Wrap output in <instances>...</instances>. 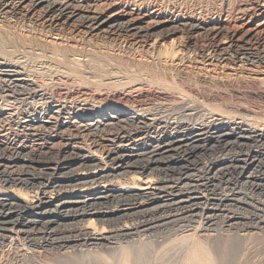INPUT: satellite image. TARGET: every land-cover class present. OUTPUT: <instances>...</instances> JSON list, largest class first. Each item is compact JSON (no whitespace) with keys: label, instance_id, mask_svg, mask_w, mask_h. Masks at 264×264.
<instances>
[{"label":"rangeland","instance_id":"rangeland-1","mask_svg":"<svg viewBox=\"0 0 264 264\" xmlns=\"http://www.w3.org/2000/svg\"><path fill=\"white\" fill-rule=\"evenodd\" d=\"M0 20H1V22H0V30L1 31L4 30V28H5L6 33H10L11 35H14L16 37H19V38L22 37V39L23 38L25 39V40L23 39L24 42L17 43L16 45H13V46L10 45L12 48L10 46H7L6 51L4 53H0V61H2V59H5L7 62H10V63L12 62L16 66H18V68L20 70H24L25 73L27 72L26 74H28V76L27 75L26 76L29 77L31 75L30 76L31 80H33V77H34L33 81H35V83L37 82L36 83L37 85H39L41 83L40 86L42 85V88L46 92L50 93V96H51V92L54 93L55 90H59V89H60V91H62L61 92L62 96L64 98H66V99L68 98V100H70L72 98V96L75 97V99L78 98L79 100L84 99V97L90 99V97H89L90 94H89L88 90L90 92H94L95 91L97 93L99 91V93L102 92V93L108 94V95L114 94V93H123V92L124 93H128L129 90H130L131 92H129L128 94L131 97H130V100L128 102L127 101L126 102H122L121 101V103H114V105L120 107L122 110H125V109L129 108L128 109L129 113H133V111H136L138 113H142L141 111H143L142 114L144 116H146V118H148L150 115H151L150 116L151 118H157L156 121H150L146 125H143L142 123H139L137 121H132V120L131 121L130 120H124V121L122 120L121 123H120V122L116 121V117L115 116L113 117V115L115 114L113 112L114 111H118L119 109L118 108H111L110 106L108 107V105H111L110 103H103V102L98 103V104L94 103V105H92V107L88 106L90 108L85 107V108H82V109H79V107H77L75 104H71V103L66 104V106L64 105V106L54 107L49 102L50 100L55 98L53 95H52L53 96L52 98L50 97L51 99L49 98L50 100L48 99L47 101H45V100H40V99L38 100L37 98H33V93L30 90L27 91V92L25 91V93L23 92L24 90H22V89H21L22 91L20 89L7 90V92L0 90V109H1L0 110V116H2V118L5 121L7 120L6 122L4 120L0 121V123L3 124V125L0 124V126L2 128V129L0 128L1 129V131H0V146L3 147V148H0V160H1L0 161V166H4L3 164L6 163L7 166H13V167H15V169H18V168L20 169L21 168L20 171L22 173L25 172V174H27L28 177L30 176L31 178L35 179L34 181H32L33 184L32 183L30 184L31 186L30 185H27V187L24 186L25 189H24V187H22L20 185L12 186L13 188L14 187L15 188L17 187L18 189L20 188L19 190H15L16 192H12V194L14 193L13 195H15L16 198H18L19 203L17 202L15 204L11 205L12 207L10 206V208H9V205L6 206L5 203L4 204L0 203V211L1 212H7L8 211L7 215L5 214L6 216L5 215H1L0 216V229H1L0 230V238H1L0 239V264H121L120 262H121L123 256L120 259V257L118 256V253L122 254V252H125V251H127L126 253L129 254L130 256H133L134 254H137L138 257L135 260V264H186L187 263V257L189 256L190 252L193 249L200 250L201 253L204 252V250L208 249L209 252H211L210 255L214 259V264H223V263L224 264H264V159H263L264 158V151L261 152V150H264V141H263L264 139L262 137H260V136H253V134H251L248 131V129H247V128H251L252 127V128H254L256 130H259V127L261 126L260 129L264 130V124L263 123H259V122H257L258 123L257 124V123L252 122L251 120H248V119L247 120L244 119L245 122L240 124V126H234L235 124L232 123L233 121L235 122L237 119L239 121L241 117L248 118V117L252 116V117H250L251 119L255 118V115H256V119L259 118V116L261 115L260 118H259L260 119L259 121L264 120L263 119L264 118L263 117L264 116V68L263 69L260 68L261 70L259 71L258 68H256V67L242 66V70H241L240 65H239L240 63L236 64V62L231 61V60H220V62H218V63L216 61H213V62L207 61V62H205L203 64L202 61L200 62V58H198L197 56H195V57L192 56L191 60L189 58V60L191 62L188 59H186L185 61H182L183 63L178 62V61H170L169 65H171L172 67H176L177 69L180 68V69L183 70V72L181 73L183 76H175V75H173V76L171 75L170 76L169 75L167 77L166 81H164V82L167 83V84L165 83V86H164L163 83H161L163 85L158 84L156 82V80L153 81L154 83L153 82H149L150 80L148 78H145V77H142V78L139 77L140 80L138 79V80H135V82L134 81L131 82L130 81L131 79L129 77H127L126 74H124V73H123V75H122V73H120V74L117 73V75H119V77H120V81H117V79L119 77L116 75L115 70H113L114 73L112 72V70L110 68H105V67H100L99 69L94 70V69L91 68L90 64H87V63H83L82 64L81 63L82 61H78V62L76 61L75 62L76 64L74 62L73 63L70 62L71 64H73V65H71V64L70 65H71L72 68H73V66H76V69H77L78 72L74 73L75 75H73L72 77L68 76L69 77L68 78L66 75H64V74L61 75V73H59V72L56 73V71H54L55 68H52V65H53V67H55V66H54V63L51 60L46 62L45 58L44 57L42 58L41 51L38 49L36 43L39 42L38 44L43 45L45 47L47 46L46 48H48V47L52 48L53 46L69 47L70 49L74 48L73 50H75L76 52H80V53H84V52H87L89 50H92L90 48V46H87L86 44H81L79 38H77L76 36L75 37L73 36L74 37L73 38L71 36L73 34H68L67 32H66V37L67 38H65V37L62 38L61 37L62 35H59L57 32L55 34L54 33L52 34V32L50 33L47 28H44V27L42 28V26L40 25V23L38 21L36 22V21L25 20V22H24L23 20L16 19V18L3 17V15L1 13H0ZM11 20H13V22ZM14 22H15V24H14ZM11 25H13V26H11ZM38 28H39V30H38ZM9 29L11 30V32H10ZM29 29H32V30H29ZM8 30H9V32H7ZM64 36H65V34H64ZM30 40H32L35 45L34 44L31 45V43L29 44ZM26 48H27V50H26ZM34 48H36V49H34ZM25 50H26V52L30 50L29 53H34L35 51L36 52L40 51V53L39 52H37V53L41 54V55L38 56V54L36 52H35L36 55L35 54H29L28 52L26 53ZM12 51H13V53H12ZM31 51H33V52H31ZM26 54L28 56H26ZM96 55L98 56V61H100V62L101 61L106 62V60L110 59L111 57H114V58H117V59H120V60H129V59H132V60L135 59V61L145 60V59H143L144 57H140L141 55L139 53L134 54L133 56L131 54V56H130V53H127L126 51L108 50L107 48L106 49H103V48L97 49ZM18 56H19V58H18ZM40 57H41V59H39ZM197 58H198V60H197ZM9 60H11V61H9ZM16 62L18 64H16ZM172 62H173V64H171ZM174 62H177V63H174ZM77 63L81 64L80 65L81 67ZM50 64H51V66H50ZM60 64L57 62L56 66H58ZM85 64L88 65V66H86L87 68L85 67ZM3 65L4 64L1 62L0 63V68H1L0 69V71H1L0 72V77H1L0 78V82L3 81L4 83H9L10 80L6 76H4L3 73H2V71L5 70ZM188 65H190V66H188ZM65 66L69 67V64L67 63L65 65V63H62L61 66L58 67V68L60 70H62L61 67H65ZM47 67H49L51 69H47ZM35 68L38 69V70H36ZM78 68H79V70H78ZM80 68H81V70L83 72L80 71ZM43 69L45 70V72H43L44 71ZM84 69L86 71H87V69H89V71L86 72ZM256 70H257V72H256ZM46 73L47 74L49 73V74L47 75ZM53 74H54V76H53ZM49 75L53 76L52 79L49 78V77H51ZM139 75H142V74H139ZM122 76H124L123 79H122ZM215 76H216V78H215ZM62 77H63L64 80L61 79ZM66 77H67V79H66ZM176 77H178V78H176ZM125 79H127V80H125ZM59 80H61L62 82L59 81ZM71 80H73V81L71 82ZM124 80H125V82H124ZM179 80H182V82L179 81ZM186 80L189 82L188 83L189 85L187 84ZM42 81H44V82H42ZM48 81H51V82H48ZM68 81L70 82V84H69ZM139 81H141L140 82L141 85L143 84L142 87H139L140 89L136 88L137 86L135 87V85H133L134 83L139 82ZM203 81L206 82V83L204 82L206 85L203 83ZM218 81H219V83H218ZM59 82H61V83H59ZM182 83H183V85H181ZM144 84H145V86H144ZM199 84H200L201 88L198 87ZM184 86H185V88H184ZM194 86H197V87H194ZM77 87H81L82 91L79 92V93H71ZM191 87H193V88H191ZM133 88L135 89L134 91H132ZM203 88H206L207 90L203 89ZM126 89L127 90L129 89L128 92H127ZM156 89L159 91V92L158 91L156 92V93H158V94H156L157 96L149 94V92L151 90H155L156 91ZM194 91H196V92L199 91V92L197 94ZM135 92H137V94ZM2 93H3V95H2ZM85 93H87V94H85ZM226 94H228V95H226ZM160 96H162V97H160ZM79 97L80 98L82 97V98L80 99ZM148 97H150V98H148ZM144 98H145V100H144ZM157 98H158V100H157ZM159 98H161V99H159ZM2 99L4 101L7 99L8 101L4 102ZM20 99H21V101H19ZM24 99L25 100L27 99V100L25 101ZM134 100H136V101H134ZM12 101H13V103H12ZM17 103H22V104H19L17 106L16 105ZM28 103H29V105L27 106ZM39 103H41V104H39ZM241 103H243V104H241ZM6 104H7L8 107L6 106ZM2 105L6 106V107H3ZM12 105H13V107H12ZM23 106H25V107H23ZM2 108H4V109H2ZM41 108L43 110H41ZM212 108H213V110H211ZM46 110H49V111H46ZM53 110H55V111H53ZM156 110H158V111H156ZM229 110H230V112H229ZM70 111H71V113H70ZM145 111H148V113H146ZM233 112L234 113L238 112V113L233 114ZM110 113H111V115H110ZM246 113H247V115H244ZM37 114H38V116H37ZM236 114L237 115L239 114V115L237 116ZM32 115L34 117H32ZM49 115H51V117ZM56 115L58 117H56ZM63 115H65L67 117V119ZM234 115H236V116H234ZM59 116H60V118H59ZM211 116L221 117L225 121L227 120L229 123H227V126H225V125L220 126L221 128H219V125L218 126L209 125V126H205L203 128L204 131H203V129L202 130L198 129V127H201V126L203 127L204 125H206L204 123H206L208 118H211ZM12 117H13V119H12ZM18 117L20 119H22V121L25 118L31 120L33 122L32 123L33 125H36V124H37V126H38V124H42V125H39L38 129H37L36 126H34L35 129H33L32 126H30V125L26 126L27 127L26 128V127H23V126H21L19 124V122H21V120L18 119ZM233 117H235V118H233ZM261 117H262V119H261ZM2 118L0 117V120ZM47 118H49V123L43 124V121L47 120ZM74 118H76V120ZM99 118H101V119H99ZM87 121H89V122H87ZM100 121L102 122V124L100 123ZM110 121H114V122H112V124H111ZM238 121H236V122H238ZM248 121L251 122V123H249ZM3 122H5L6 124L3 123ZM83 122H84V125H83ZM125 122H126V124H125ZM14 123H15V125H13ZM54 123H55V125H53ZM62 123L64 125H62ZM74 123L77 124L78 126H76ZM87 123H89V124L91 123V126L90 127L86 126L85 124H87ZM99 123H100V125L96 127L95 125L99 124ZM113 124H114L115 127L113 126ZM137 124L140 125V126H138ZM149 124H150V126H149ZM259 124H260V126H259ZM5 125H7L8 127L5 126ZM10 125H11V127H10ZM16 125L19 126V127H17ZM81 125H83L85 127H89L90 129L83 130ZM121 125L122 126L124 125L125 127L123 126L121 128L120 127ZM159 125H161V126H159ZM255 125L257 126V128H255L256 127ZM94 126H95V128H94ZM103 126H104V128H103ZM231 126L233 128V132L236 130L234 133H236L237 136L232 134L229 131ZM41 127H44V128H41ZM60 127H61V129H60ZM63 127L64 128L67 127L68 129L67 128H65V129L68 130V131H64L65 129H63ZM98 127H99V130L101 129L100 131L98 130ZM20 128H21V130H20ZM53 128L54 129L56 128V129L54 130ZM105 128H107V129H105ZM118 128H120V129L118 130ZM9 129H11V130H9ZM112 129H114L113 132H111ZM137 129H138V131H137ZM212 129H213L214 132L212 131ZM221 129H223V130H221ZM6 130H7V132H6ZM12 130H14V131H12ZM69 130H71V131H69ZM95 130L97 131V134H95V132H96ZM107 130H109L108 132H110V133H108ZM181 130H183V131H181ZM40 131H42L41 132L42 134H44L45 132L46 133L44 134L43 137L42 136L36 137L34 135V133L35 132H40ZM49 131H51V132H49ZM55 131H62V132L64 131L63 133L65 134L66 137H64V138H61V137L50 138V136L52 134H54ZM85 131L88 132V133H86ZM223 131L227 132L226 136H220L221 132H223ZM2 132L4 133L3 135H2ZM17 132H18V134H17ZM82 132H84V134ZM104 132H106V133H104ZM144 132H145V134H144ZM197 132H199V133L201 132V133L198 134ZM77 133H79V134H77ZM136 133H138V134H136ZM176 133H177V136L174 137L175 138L174 142H173L174 138H168V137L167 138L166 137L162 138V137H160L162 135H168V134L169 135L170 134H172V135L175 134L176 135ZM216 133L218 134V136H217ZM241 133H243L244 136ZM88 134H90V135H88ZM103 134H105L106 136L103 135ZM192 134H193V136H192ZM108 136H109V138H108ZM22 137H25V138H22ZM85 137H87V138H85ZM94 137H96V138L91 140V138H94ZM111 137H113V138H111ZM133 137L136 138V139H134ZM180 137H181V139H180ZM84 138H85V140H84ZM239 138H240V140H239ZM256 138H257V140H256ZM66 140L67 141L69 140L68 141L69 143L66 142ZM120 140H122V142ZM227 140H228V142H227ZM148 141H149V143H148ZM189 141H190V143H189ZM42 142L45 145H43ZM62 142H63V144H62ZM105 142L107 143V145H106ZM139 142H140V144H139ZM182 142H184L185 145ZM239 142L242 143V144L240 145ZM250 142H252L253 144H251ZM260 142H261V144H259ZM53 143H55V145ZM56 143H58L59 145L56 144ZM64 143H65V145H64ZM100 143L102 145H100ZM123 143H127V144L123 145ZM181 143L183 145H181ZM186 143L189 144V145H187ZM224 143H226V145ZM244 143H246V144L244 145ZM7 144L9 145V147H7ZM60 144H61V146H60ZM79 144H82V145H79ZM94 144H95V146H94ZM115 144H116V147H115ZM255 144H256L257 147L255 146ZM11 145H13V147H15V148L13 149V147ZM36 145L38 146V147H36L38 150L35 148ZM50 145H52V146H50ZM71 145H73V146L71 147ZM117 145H119V146H117ZM251 145H252V147H251ZM48 146H49V148H48ZM59 146H60V148H58ZM103 146H105V147H103ZM246 146H248L247 147L248 150H247ZM65 147H67L66 151L64 150ZM88 147H90V148H88ZM184 147H186V148L184 149ZM249 147H250V149H249ZM180 148H181V150H180ZM251 148H253L255 150H253ZM257 148H258V150H256ZM17 149H18V152H16ZM54 149H55V152H57L58 154L57 153L55 154ZM90 149H92V150L96 149L97 151L94 150L93 152L96 151L95 153H97V154L100 153L99 155L102 156V157L106 155V154H104L105 152H111L113 150L112 151L113 153L111 152V154L117 155V154L120 153V155H118L119 157H121V155L123 154V156H122L123 158L122 157L120 158V160H122L123 162H126V163H128V162L129 163H135L136 162V163H140V164H143L144 162L145 163L147 162L146 164H149V169L150 170L147 171L148 172L147 175H146L147 172L139 173V172H142V171L138 172L135 169H131V170L134 171L133 172V171H131L129 169L131 171L129 174L126 173V174H123V175L119 176V178L117 177L121 181L124 182V180H125V183H127L130 180V176H131L130 174L131 173L134 174L136 172L139 175V177L142 179V181H144V179H147L148 178L147 176H149V179L154 176L151 180H155L153 182H155L157 184L158 183L160 184V185L158 184V187H157L158 191L156 190L155 191L156 193L154 192L156 196L153 194V197H155V198L152 201H150V203L146 204L145 207H143V208H145V211H144L143 208H138V209L135 208V210L137 212L134 209H132V210H130V212L128 211L129 213L127 212V215H125V217H124V215H122L123 213H120L121 215L119 214V216H123V217L120 218L118 222L116 221L117 223L114 224V226H112V227H120V226L123 225V222L126 223V224L124 223V225H127V224L130 225V223H131L130 226H132V227L135 226V225H139L140 226V224L143 225L138 230L137 229L133 230L132 231L133 234L129 235L130 237L126 236V237H124L125 239L124 238H119V237H114L113 239H110V241L107 240V241H104L103 243L102 242H100V243L92 242V243H88L87 244V243L84 242L85 243L84 244L82 242V240L79 241V243L78 242H72V240H74V237H75V239L76 238L77 239L78 238L82 239L81 236L80 237L78 236L79 226L82 225L83 223L86 224L88 222L86 220L87 219L90 220V218L92 217V216L90 217V216L86 215L85 219H84L85 222H84V220L83 221L81 220L82 221L81 222L80 221V217L76 218V216L73 215V212L75 210H77V208H79L80 210L88 209V207H93V209H98V206L100 204V206H99L100 210H105L107 208L106 211H109V212H111L110 214H112V213H114V210L116 208H120V207L124 208L126 206V204H130L131 207H134L135 204L133 203L134 202L133 198H132L133 200H130V201H128V200L117 201V200L112 199L111 197H109V199L108 198H106V199H98V201H99L98 203H97V200L96 201H90V204H89V202H87L86 204L84 203V205H83V203H78L76 205H73L71 208L70 207H67V208H61V207L53 208L52 207V208H50V210L46 211L45 213H41V214L40 213H36V212H32V211H28L27 212L26 211L27 209L25 210L23 208L24 207L23 204H25V201L30 196V194H32L33 196L34 195L36 196V193L41 191V188L42 189L45 188L44 185H42L43 187L41 186L40 182L42 181V182L45 183L46 178H49V177L52 178V176H48L51 173V171L50 170H44V169H46L44 167L47 165V163L49 161L53 165L56 163L55 165L57 167H58L57 164H59V163H67L66 164V166H67L66 168L68 170V169H70V167H69L70 164L71 163L74 164V162L76 161V159H75L76 156H75L74 153H77V152L79 153V152H83V151H89ZM146 149H147V151H146ZM29 150H30L31 153L29 152ZM34 150H35V152H33ZM69 150H72V151H69ZM92 150H90V151H92ZM101 150H103V151L101 152ZM107 150H109V151H107ZM249 150H250V152H249ZM41 151H42L43 155H41L42 154ZM73 151H75V152H73ZM156 151H158V153ZM185 151H187V152H185ZM240 151L242 152L241 155H240V153H241ZM37 152H39V153H37ZM152 152L154 154H152ZM159 152H161V153H159ZM5 153L6 154L9 153V154L6 155ZM21 154H23V155L25 154L24 156L28 157V159H26V157H24ZM28 154L31 155L32 159L30 158V155H28ZM50 154H51V156H52V154H54V155L51 157ZM62 154L63 155L65 154L67 156H65V155L63 156ZM70 155L72 157H70ZM181 155H183L184 157L181 156ZM46 156H48V157H46ZM55 156H58V157L57 158H53ZM247 156H248V158H246ZM168 157H170V158H168ZM171 157H173V158H171ZM24 158H25V160H24ZM52 158L55 159V160H53ZM61 158H62V160H61ZM250 159H251V161L249 162ZM47 160H49V161H47ZM126 160H128V161H126ZM164 160H166V161H164ZM215 161H216V163H215ZM21 162H22L23 165L21 164ZM14 163L17 164L16 165L17 168H16V166H14ZM25 163H26V165H25ZM30 164H31V166H30ZM203 164H205V165H203ZM240 164H241V167H240ZM21 165H22V167H21ZM55 165L53 167H55ZM74 165H76V164H74ZM18 166H20V167H18ZM163 166L164 167L166 166V167L164 168ZM209 166H210V168H209ZM5 167L6 166H4V168ZM159 167H161V168H159ZM179 167H181V168H179ZM226 167H229V168H226ZM9 168H12V167H8L6 169H9ZM220 168H221V170H220ZM241 168H243V169H241ZM19 169H18V171H19ZM152 169H155L156 171L152 170ZM204 169L207 170V171H205ZM45 171H46V173H45ZM41 172L43 174H41ZM29 173H31V174H29ZM136 173L134 175H137ZM151 173H152L153 176L150 175ZM44 174L47 177H44ZM154 174L155 175L157 174L156 175L157 177ZM187 174H189L190 176L189 175L187 176ZM39 175H40V177H39ZM125 175H127L128 177L125 176ZM195 176H196V178H195ZM198 176H200V177L198 178ZM201 176L203 177V179H202ZM42 178L44 179V181H43ZM197 179H198V181H197ZM175 180H176V182H174ZM202 180H203V182H202ZM187 181H190V182H187ZM204 181H205V183H204ZM38 182H39V184H38ZM182 182L184 184H182ZM187 183H188V185H187ZM202 183L204 185H202ZM0 184H2V186L0 185V188H1L0 191L1 192L3 190H7L8 186L6 184H4L1 181H0ZM162 184L167 189L166 188L164 189ZM197 184H198V186H197ZM165 185H167V186H165ZM180 185H182V186L184 185V186L182 187ZM185 185H187V186H185ZM213 185H215V186H213ZM188 186H190V187H188ZM30 187L34 188V189H32V191L34 193L31 191ZM186 187H188V188H186ZM204 187H206L207 189L204 188ZM213 187H214V189H213ZM243 187H244V189H243ZM38 188H40V189H38ZM159 188H161V189H159ZM162 188H163V190H162ZM176 188H178V189H176ZM179 188L181 190H179ZM21 189L25 190V191H23L25 193V196H24L23 193H21L22 192ZM48 189H51V188H48ZM48 189H46V190H48ZM210 189H211V191H210ZM35 191H36V193H35ZM170 192H172V193H170ZM204 192L207 194L206 196H205V194H203ZM177 193H179V194H177ZM221 193H222V195H221ZM199 196H201V197H199ZM219 196H220V198H219ZM70 197L71 198H68V200L69 199L70 200L71 199L72 200H75V199L77 200V198H72V196H70ZM230 197H233V198H230ZM162 198H164V199H162ZM144 199H147V198H144ZM144 199H141V200L139 199V200L140 201H145ZM207 199H208V201L209 200L210 201L208 202ZM79 200H81V199H79ZM79 200H78V202H79ZM247 200H248L249 203L247 202ZM106 201H109V202L107 203ZM112 201L115 204L112 203ZM126 201H128V202H126ZM165 202H166V204H164ZM169 202H170V204H169ZM79 204H81V205H79ZM153 204H155V205H153ZM223 204H224V206H223ZM102 205H104V206H102ZM151 205H153L152 208L150 207ZM226 205H227V207H226ZM84 206H85V208H84ZM110 206L113 209H111ZM148 206H149V208H148ZM220 207H221V209H220ZM7 208L9 210H7ZM185 208L189 209V211L186 210ZM244 208H246V209H244ZM56 209H58V210H56ZM65 209H71V212L66 214V213H64ZM153 209H155V210H153ZM231 209H233V210H231ZM195 210H196V213H195ZM18 211H19V213H18ZM49 211H51L50 214H49ZM138 211H140V212H138ZM250 211H253V212H250ZM132 212H135V213H132ZM8 213H10V214H8ZM201 213H203V214L201 215ZM206 213L207 214L210 213L209 214L210 216L208 217V215ZM229 214H230V216L231 215L232 216L229 217ZM170 215H172V216H170ZM225 215H228V216L225 217ZM237 215H239L240 217L237 216ZM111 216H113V215H111ZM116 216H118V214ZM151 216H154V217H151ZM179 216H181L183 218H181ZM211 216H213V217H211ZM11 217H13V218H11ZM107 217L108 216L104 217V219H107ZM155 217L158 218V219H156ZM163 217H164V219H163ZM171 217H173V218H171ZM92 218L95 219V222H96L95 225H101V222L97 221V218H99V217H97V218L96 217H92ZM144 219H145L146 223H144L145 222ZM211 219L213 221H211ZM222 219L223 220L227 219V220L223 221ZM73 220H74V223H73ZM172 220H173V222H172ZM180 220H181V222H180ZM6 221L7 222L9 221V222L7 223ZM23 221L24 222L28 221V222L23 223ZM47 221L50 222V223H48ZM156 221H158V222H156ZM184 221H186V223ZM5 222H6V224H5ZM121 223H122V225H120ZM211 223H212V225H211ZM225 223H227V224H225ZM255 223H256V225H255ZM228 224H229V226H228ZM1 225H2V227H1ZM5 225H6V227H5ZM13 225H22L24 227V228L23 227L22 228L27 230L29 235L26 234V233H25L26 235H22L21 233H19L18 235L15 236L16 232H14V231L16 229L14 230V228L12 229V227H11ZM102 225L105 226V228H110L111 227V226L109 227V224L106 223V222H104ZM154 225L156 226V228H155ZM71 227H72V229L74 228V230L70 229ZM188 227H189V229H188ZM7 229H9V230H7ZM68 230L69 231L71 230V231L69 232ZM148 230L150 232H148ZM141 232H143V233H141ZM205 233H207V234H205ZM236 233H237V235H236ZM11 234H14V235L12 236ZM2 235H5V239L2 237ZM56 235L57 236L59 235V236L57 237ZM76 235L78 237H76ZM24 236H25V238H23ZM64 236H65V238H64ZM54 237H56V238L54 239ZM8 238H10V239H8ZM57 238H59V239H57ZM64 239H66V240H64ZM48 241H50V242H48ZM44 242H46V243H44ZM51 242H53V243L50 244ZM81 242H82V244H80ZM53 244H55V245H53ZM77 244H80V245H77ZM48 245L51 248H49ZM68 245L70 247H68ZM82 245L83 246L86 245V246L83 247ZM182 245L185 246V247H183ZM58 246H60V247H58ZM115 247H117V248H115ZM228 247L231 248V249H227ZM227 250L229 251L228 253H227ZM230 250H231V252H230ZM226 255L227 256L230 255V256L227 257ZM227 259H229V261H226Z\"/></svg>","mask_w":264,"mask_h":264},{"label":"bare ground","instance_id":"bare-ground-1","mask_svg":"<svg viewBox=\"0 0 264 264\" xmlns=\"http://www.w3.org/2000/svg\"><path fill=\"white\" fill-rule=\"evenodd\" d=\"M0 13L3 15V17H7V18H16V19H20L23 20L25 22V20H29V21H38L40 23V25L42 26V28H47L48 31L52 34L54 33H58L59 35H62L61 37H66V32L68 34H73L71 35L72 37L76 36L77 38L80 39L81 44H86L87 46H90V48L92 50H89L87 52L84 53H80V52H76L75 50H73L74 48L70 49L69 47H57V46H53L52 48H46L43 45L38 44L39 42L36 43L38 49L41 51L42 54V58L44 57L46 62H48L49 60H51L54 63V66L52 65V68H55L54 71L59 72L64 75L68 76H73L75 75L74 73H77V69L76 66H73V68L71 67V63H75L76 61H82L81 63H87L91 65V68L94 70L99 69L100 67H105V68H110L113 72V70H115L116 75L117 73H123L126 74L127 77H129L132 81L135 82V80H138L139 77H145L148 78L150 81L149 82H153L154 80H156V82L158 84L163 83L165 86L164 81H166L167 77L170 75H175V76H183L181 73L183 72L182 69H177L176 67H172L171 65H169L170 61H178L183 63L182 61H185L186 59L191 60L192 56H197L198 58H200V62L202 61V63L204 64L205 62L209 61V62H213L216 61L217 63L220 62V60H231L237 63H240V68L242 70V66H248V67H256L258 68V70L260 71V68H264V0H0ZM3 20V19H2ZM13 22V20H11ZM18 21V20H17ZM16 21V22H17ZM22 21V22H23ZM1 22V20H0ZM8 22V21H7ZM20 22V21H19ZM35 22V23H36ZM27 23V22H26ZM29 23V22H28ZM33 23V22H32ZM10 24V23H9ZM15 24V22H14ZM17 24V23H16ZM22 24V23H21ZM24 24V23H23ZM34 24V23H33ZM18 25V24H17ZM20 25V24H19ZM36 25V24H35ZM13 26V25H11ZM4 28V27H3ZM37 28V27H36ZM46 29V30H47ZM5 30V28H4ZM0 30V53H4L7 49V46L10 45H16L17 43H21L24 42V40L22 39V37H16L14 35H11L10 33H6V30ZM10 30V29H9ZM9 30L7 32H9ZM26 30V29H25ZM32 30V29H29ZM28 30V31H29ZM39 30V28H38ZM41 30V29H40ZM43 30V29H42ZM11 32V30H10ZM21 32V31H20ZM26 32V31H25ZM32 32V31H31ZM36 32V31H35ZM47 32V31H46ZM37 33V32H36ZM40 33V32H39ZM45 33V32H44ZM43 33V34H44ZM22 34V33H21ZM47 34V33H46ZM65 34V36H64ZM21 36V35H20ZM44 36V35H43ZM46 36V35H45ZM26 37V36H25ZM73 37V38H74ZM71 38V37H70ZM72 38V39H73ZM76 38V39H77ZM29 40V39H28ZM65 40V39H64ZM30 40L29 44L31 43V45L34 44V42ZM27 43V42H26ZM35 45V44H34ZM25 46V45H24ZM11 47V46H10ZM19 47V46H18ZM21 47V46H20ZM31 47V46H30ZM36 47V48H37ZM12 48V47H11ZM34 48V49H36ZM99 48H103V49H108V50H119V51H126L127 53H130V56L132 54V56L134 54L139 53L141 56L140 57H144L143 59L145 60H138L135 61L132 59L129 60H120L114 57H111L110 59L106 60V62L104 61H98V56L96 55V51ZM17 49V48H16ZM33 49V50H34ZM37 49V50H38ZM76 49V48H75ZM192 49V50H191ZM27 50V48H26ZM25 50V52H26ZM31 50V49H30ZM29 50V51H30ZM78 50V49H77ZM191 52H190V51ZM8 51V50H7ZM16 51V50H15ZM18 51V50H17ZM23 51V50H22ZM29 51H27L29 53ZM40 51H37L40 53ZM79 51V50H78ZM10 52V51H9ZM26 52V53H27ZM33 52V51H31ZM36 52V51H35ZM34 53H29V54H35ZM36 52V53H37ZM13 53V51H12ZM21 53V52H20ZM10 54V53H9ZM38 54V53H37ZM41 54H38L41 55ZM36 55V54H35ZM26 56H28L26 54ZM7 57V56H6ZM9 57V56H8ZM19 58V56H18ZM36 58V57H35ZM34 58V59H35ZM134 58V57H133ZM197 58V60H198ZM10 59V58H9ZM33 59V60H34ZM41 59V57L39 58ZM13 60V59H12ZM16 60V59H15ZM18 60V59H17ZM20 60V59H19ZM30 60V59H29ZM189 60V61H190ZM196 60V61H197ZM11 61V60H9ZM23 61V60H22ZM27 61V60H26ZM32 61V60H31ZM3 63L5 70L2 71L3 75L6 76L10 82L9 83H4L3 81L0 82V90L2 91H6L7 90H15V89H22L24 90L23 92L25 93V91H32L33 93V98H37L38 100H45L47 101L50 97L52 98L53 96L55 98H53L52 100H50L49 102L54 106H66V104L71 103V104H75L77 107H79V109L82 108H90L88 106L94 105V103H110L111 105H108V107L110 106L111 108H118V111H114L113 113H115L113 115V117H116V121L120 122L123 120H132V121H137L139 123H142L143 125H146L148 122L150 121H156L157 118H146V116H144L142 113L143 111H141L142 113H138L136 111H133V113H129V108L122 110L120 107L114 105V103H121L122 102H128L130 100L129 96V92H131L129 89V92L127 90L128 93H114V94H104L102 92L98 93L97 92H89L90 94V99L85 98L84 99H80L78 98L75 99V97H73L70 100H68V98H64L62 96V91L59 90H55L54 93L51 92V96L50 93L46 92L43 88L42 85L40 86L37 85L35 83L34 80V75L33 80L30 79V76H28V74L25 73L24 70H20L18 68V66H16L15 64H13L12 62H7L5 59H2V61H0V63ZM33 62V61H32ZM44 62V61H43ZM57 62L60 64L65 63V65L68 63L69 67L65 66V67H61L62 70H60L58 67L61 66L58 65L56 66ZM71 62V63H70ZM191 62V61H190ZM23 63V62H22ZM36 63V62H35ZM45 63V62H44ZM50 63V62H49ZM52 63V64H53ZM177 63V62H174ZM186 63V62H185ZM189 63V62H188ZM226 63V62H225ZM224 63V64H225ZM233 63V62H232ZM16 64H18L16 62ZM31 64V63H30ZM42 64V63H41ZM48 64V63H47ZM71 64V65H70ZM76 64V63H75ZM78 64V63H77ZM173 64V62L171 63ZM207 64V63H206ZM205 64V65H206ZM212 64V63H211ZM210 64V65H211ZM227 64V63H226ZM230 64V63H229ZM234 64V63H233ZM45 65V64H44ZM79 66L81 64H78ZM181 65V64H180ZM213 65V64H212ZM219 65V64H218ZM22 66V65H21ZM33 66V65H32ZM51 66V64H50ZM49 66V67H50ZM63 66V65H62ZM88 66L85 64V67ZM175 66V65H174ZM190 66V65H188ZM238 66V65H237ZM25 67V66H24ZM23 67V68H24ZM41 67V66H40ZM47 67V69H51ZM78 67V66H77ZM81 67V66H80ZM178 67V66H177ZM182 67V66H181ZM22 68V69H23ZM45 68V67H44ZM84 68V67H83ZM87 68V67H86ZM85 68V69H86ZM90 68V67H89ZM90 68V69H91ZM237 68V67H236ZM246 68V67H245ZM1 69V68H0ZM29 69V68H28ZM36 69V68H35ZM46 69V70H47ZM58 69V70H57ZM84 69V70H85ZM244 69V68H243ZM251 69V68H250ZM38 70V69H36ZM40 70V69H39ZM44 70V69H43ZM42 70V71H43ZM79 70V68H78ZM239 70V69H238ZM245 70V69H244ZM29 71V70H28ZM80 71L81 68H80ZM86 71V70H85ZM87 71H89V69H87ZM86 71V72H87ZM92 71V70H91ZM196 71V70H195ZM258 71V72H259ZM1 72V71H0ZM31 72V71H30ZM45 72V70L43 71ZM42 72V73H43ZM83 72V71H82ZM257 72V70H256ZM37 73V72H36ZM54 73V72H53ZM55 73V74H56ZM114 73V72H113ZM32 74V73H31ZM39 74V73H38ZM47 74V73H46ZM49 74V73H48ZM47 74V75H48ZM142 74V75H139ZM27 75V76H26ZM36 75V74H35ZM60 75V74H59ZM44 76V75H43ZM51 76V75H49ZM54 76V74H53ZM49 77L52 79V77ZM119 77V75H117ZM116 76V77H117ZM125 76V75H124ZM122 76V79L123 77ZM125 76V77H126ZM58 77V76H57ZM66 77V79H67ZM1 78V77H0ZM6 78V79H7ZM37 78V77H36ZM45 78V77H44ZM69 78V77H68ZM178 78V77H176ZM185 78V77H184ZM216 78V76H215ZM226 78V77H225ZM230 78V77H229ZM3 79V78H2ZM63 79V77L61 78ZM73 79V78H72ZM38 80V79H37ZM64 80V79H63ZM127 80V79H125ZM124 80V82H125ZM140 80V79H139ZM220 80V79H219ZM230 80V79H229ZM7 81V80H6ZM55 81V80H54ZM53 81V82H54ZM61 81V80H59ZM73 80H71L72 82ZM117 81H120V77L117 79ZM129 81V80H128ZM182 82V80H179ZM187 81V80H186ZM44 82V81H42ZM51 82V81H48ZM62 82V81H61ZM59 82V83H61ZM69 82V81H68ZM78 82V81H77ZM141 81L134 83L133 85H135L136 88L142 87ZM145 82V81H144ZM155 82V83H156ZM176 82V81H175ZM205 81H203L204 83ZM215 82V81H214ZM217 82V81H216ZM58 83V82H57ZM129 83V82H128ZM154 83V82H153ZM189 82L187 81V84ZM198 83V82H197ZM196 83V84H197ZM200 83V82H199ZM206 83V82H205ZM204 83V84H205ZM219 83V81H218ZM224 83V82H223ZM44 84V83H43ZM70 84V82H69ZM73 84V83H72ZM132 84V83H131ZM148 84V83H147ZM161 84V85H163ZM167 84V83H166ZM171 84V83H170ZM193 84V83H192ZM195 84V83H194ZM216 84V83H215ZM230 84V83H229ZM262 84V83H261ZM48 85V84H47ZM46 85V86H47ZM56 85V84H55ZM183 85V83L181 84ZM189 85V84H188ZM206 85V84H205ZM214 85V84H213ZM212 85V86H213ZM228 85V84H227ZM61 86V85H60ZM66 86V85H65ZM73 86V85H72ZM85 86V85H84ZM145 86V84H144ZM209 86V85H208ZM211 86V87H212ZM218 86V85H217ZM52 87V86H51ZM158 87V86H157ZM175 87V86H174ZM197 87V86H194ZM200 87V84L198 86ZM204 87V86H203ZM216 87V86H215ZM59 88V87H58ZM145 88V87H144ZM147 88V87H146ZM149 88V87H148ZM153 88V87H152ZM159 88V87H158ZM161 88V87H160ZM163 88V87H162ZM182 88V87H181ZM185 88V86H184ZM193 88V87H191ZM53 89V88H52ZM51 89V90H52ZM55 89V88H54ZM71 89V88H70ZM73 89V88H72ZM140 89V88H139ZM174 89V88H173ZM198 89V88H197ZM206 89V88H203ZM21 90V91H22ZM135 89L133 88L132 91H134ZM137 90V89H136ZM143 90V89H142ZM177 90V89H176ZM194 90V89H193ZM199 90V89H198ZM207 90V89H206ZM82 89L81 87H77L75 90H73L71 93H79L81 92ZM124 91V90H123ZM148 91V90H147ZM158 90H151L149 92V94L151 95H156L158 93H156ZM181 91V90H180ZM184 91V90H183ZM223 91V90H222ZM261 91V90H260ZM16 92V91H15ZM84 92V91H83ZM87 92V93H88ZM139 92V91H138ZM159 92V91H158ZM161 92V91H160ZM164 92V91H163ZM170 92V91H169ZM174 92V91H173ZM196 92V91H194ZM193 92V93H194ZM199 92V91H198ZM198 92H196L198 94ZM201 92V91H200ZM218 92V91H217ZM29 93V92H28ZM85 93V94H87ZM137 94V92H135ZM168 93V92H167ZM182 93V92H181ZM203 93V92H202ZM6 94V93H5ZM9 94V93H8ZM7 94V95H8ZM232 94V93H231ZM237 94V93H236ZM3 95V93H2ZM28 95V94H27ZM32 95V94H31ZM53 95V96H52ZM134 95V94H133ZM178 95V94H177ZM189 95V94H188ZM191 95V94H190ZM203 95V94H202ZM228 95V94H226ZM25 96V95H24ZM75 96V95H74ZM157 96V95H156ZM163 96V95H162ZM160 96V97H162ZM12 97V96H11ZM14 97V96H13ZM18 97V96H17ZM31 97V96H30ZM29 97V98H30ZM78 97V96H77ZM155 97V96H154ZM167 97V96H166ZM205 97V96H204ZM229 97V96H228ZM236 97V96H235ZM3 98V97H2ZM21 98V97H20ZM70 98V97H69ZM133 98V97H132ZM140 98V97H139ZM142 98V97H141ZM150 98V97H148ZM152 98V97H151ZM165 98V97H164ZM168 98V97H167ZM182 98V97H181ZM233 98V97H232ZM241 98V97H240ZM244 98V97H243ZM5 99V98H4ZM8 99V98H7ZM3 100L4 102L8 101V100ZM11 99V98H10ZM88 99V100H87ZM135 99V98H134ZM161 99V98H159ZM201 99V98H200ZM236 99V98H235ZM15 100V99H14ZM25 100V99H24ZM27 100V99H26ZM25 100V101H26ZM29 100V99H28ZM133 100V99H132ZM140 100V99H139ZM138 100V101H139ZM145 100V98H144ZM156 100V99H155ZM158 100V98H157ZM156 100V101H157ZM178 100V99H177ZM195 100V99H194ZM197 100V99H196ZM222 100V99H221ZM2 101V102H3ZM21 101V99L19 100ZM23 101V100H22ZM136 101V100H134ZM143 101V100H142ZM147 101V100H146ZM210 101V100H209ZM24 102V101H23ZM31 102V101H30ZM41 102V101H40ZM140 102V101H139ZM145 102V101H144ZM173 102V101H172ZM196 102V101H195ZM13 103V101H12ZM34 103V102H33ZM42 103V102H41ZM39 103V104H41ZM179 103V102H178ZM204 103V102H203ZM211 103V102H210ZM219 103V102H218ZM11 104V103H10ZM19 104L22 103H17L16 105L18 106ZM35 104V103H34ZM135 104V103H134ZM138 104V103H137ZM148 104V103H147ZM169 104V103H168ZM220 104V103H219ZM218 104V105H219ZM243 104V103H241ZM15 105V104H14ZM15 105V106H16ZM29 105V103L27 104V106ZM31 105V104H30ZM50 105V104H49ZM3 106V105H2ZM7 106V104H6ZM3 106V107H6ZM26 106V105H25ZM23 106V107H25ZM32 106V105H31ZM36 106V105H35ZM34 106V107H35ZM141 106V105H140ZM171 106V105H170ZM194 106V105H193ZM241 106V105H240ZM8 107V106H7ZM13 107V105H12ZM20 107V106H19ZM71 107V106H70ZM211 107V106H210ZM220 107V106H219ZM225 107V106H224ZM246 107V106H245ZM11 108V107H10ZM40 108V107H39ZM46 108V107H45ZM61 108V107H60ZM69 108V107H68ZM74 108V107H73ZM110 108V109H111ZM140 108V107H139ZM150 108V107H149ZM177 108V107H176ZM228 108V107H227ZM4 109V108H2ZM12 109V108H11ZM16 109V108H15ZM57 109V108H56ZM65 109V108H64ZM76 109V108H75ZM92 109V108H91ZM166 109V108H165ZM170 109V108H169ZM181 109V108H180ZM179 109V110H180ZM195 109V108H194ZM1 110V109H0ZM24 110V109H23ZM41 110H43L41 108ZM50 110V109H49ZM46 110V111H49ZM62 110V109H61ZM135 110V109H134ZM145 110V109H144ZM182 110V109H181ZM213 110V108L211 109ZM232 110V109H231ZM18 111V110H17ZM33 111V110H32ZM40 111V110H39ZM55 111V110H53ZM52 111V112H53ZM58 111V110H57ZM67 111V110H66ZM72 111V110H71ZM70 111V113H71ZM158 111V110H156ZM172 111V110H171ZM192 111V110H191ZM22 112V111H21ZM28 112V111H27ZM34 112V111H33ZM38 112V111H37ZM45 112V111H44ZM62 112V111H61ZM73 112V111H72ZM146 113H148V111H145ZM166 112V111H165ZM190 112V111H189ZM230 112V110H229ZM232 112V111H231ZM253 112V111H252ZM10 113V112H9ZM8 113V114H9ZM29 113V112H28ZM42 113V112H41ZM40 113V114H41ZM51 113V112H50ZM98 113V112H97ZM173 113V112H172ZM176 113V112H175ZM184 113V112H183ZM238 113V112H235ZM233 112V114H235ZM255 113V112H254ZM253 113V114H254ZM261 113V112H260ZM7 114V115H8ZM13 114V113H12ZM19 114V113H18ZM47 114V113H46ZM62 114V113H61ZM60 114V115H61ZM80 114V113H79ZM82 114V113H81ZM150 114V113H149ZM212 114V113H211ZM241 114V113H240ZM252 114V113H251ZM259 114V113H258ZM30 115V114H29ZM52 115V114H51ZM51 115H49L51 117ZM71 115V114H70ZM89 115V114H88ZM111 115V113H110ZM175 115V114H174ZM207 115V114H206ZM237 115V114H236ZM234 115V116H236ZM239 115V114H238ZM237 115V116H238ZM244 115H247L244 114ZM243 115V116H244ZM4 116V115H3ZM9 116V115H8ZM16 116V115H15ZM23 116V115H22ZM38 116V114H37ZM48 116V115H47ZM62 116V115H61ZM65 116V115H63ZM80 116V115H79ZM100 116V115H99ZM108 116V115H107ZM225 116V115H224ZM241 116V115H240ZM261 116V115H260ZM259 116V118H260ZM2 118V116H0ZM17 117V116H16ZM15 117V118H16ZM32 117H34L32 115ZM49 117V118H50ZM54 117V116H53ZM56 117H58L56 115ZM66 117V116H65ZM72 117V116H71ZM93 117V116H92ZM96 117V116H95ZM112 117V116H111ZM153 117V116H152ZM231 117V116H230ZM252 117V116H250ZM245 118V117H241L240 120L238 121V119L236 121L238 122H232L233 124H235L234 126H240V124L244 123V119H248L251 120L254 123H263L264 124V120L259 121L260 119L257 118L256 119V115L255 118ZM254 117V116H253ZM258 117V116H257ZM264 117V116H263ZM10 118V117H9ZM14 118V119H15ZM43 118V117H42ZM49 118H47V120L43 121V124H47L49 123ZM60 118V116H59ZM106 118V117H105ZM200 118V117H199ZM235 118V117H233ZM239 118V117H238ZM250 118V119H249ZM6 119V118H5ZM13 119V117H12ZM17 119V118H16ZM18 119H20L18 117ZM24 119V118H23ZM31 119V118H30ZM56 119V118H55ZM58 119V118H57ZM67 119V117H66ZM70 119V118H69ZM76 120V118H74ZM88 119V118H87ZM98 119V118H97ZM101 119V118H99ZM176 119V118H175ZM230 119V118H229ZM262 119V117H261ZM264 119V118H263ZM4 120L3 118L0 120L2 121ZM9 120V119H8ZM21 120V122H19ZM18 122L21 126L26 127L28 125L32 126L33 129H35L34 126L37 127L39 125L42 124H37L33 125L32 121L25 118L23 121L22 119H20ZM82 120V119H81ZM181 120V119H180ZM203 120V119H202ZM5 121V120H4ZM7 121V120H6ZM5 121V122H6ZM11 121V120H10ZM71 121V120H70ZM84 121V120H83ZM115 121V122H116ZM191 121V120H190ZM3 122V123H5ZM58 122V121H57ZM56 122V123H57ZM89 122V121H87ZM92 122V121H91ZM99 122V121H98ZM106 122V121H105ZM109 122V121H108ZM111 124L114 121H110ZM171 122V121H170ZM231 122V121H230ZM249 122V121H248ZM11 123V122H10ZM42 123V122H41ZM80 123V122H79ZM78 123V124H79ZM93 123V122H92ZM100 123L102 124V122L100 121ZM99 124H96L95 126H99ZM119 123V124H120ZM129 123V122H128ZM169 123V122H168ZM179 123V122H178ZM189 123V122H188ZM227 123H229L227 120L225 121L223 118L218 117V116H211V118H208L207 122L204 123L206 125H204L203 127H198V129L202 130L205 126H209V125H215L218 126L219 128H221L220 126H227ZM251 123V122H249ZM2 124V123H0ZM6 124V123H5ZM18 124V123H17ZM52 124V123H51ZM59 124V123H58ZM75 124V123H74ZM81 124V123H80ZM118 124V125H119ZM126 124V122H125ZM141 124V125H142ZM161 124V123H160ZM192 124V123H191ZM253 124V123H252ZM258 124V123H257ZM256 124V125H257ZM3 125V124H2ZM8 125V124H7ZM5 125V126H7ZM15 125V123L13 124ZM55 125V123L53 124ZM62 125H64L62 123ZM76 126H78L77 124H75ZM84 125V122H83ZM81 125V127L83 128V130H88L90 129L89 127L91 126V123H87L85 124L86 126L89 127H85ZM106 125V124H105ZM109 125V124H108ZM116 125V124H115ZM138 125V124H137ZM230 125V124H229ZM228 125V126H229ZM245 125V124H244ZM255 125V126H256ZM9 126V125H8ZM7 126V127H8ZM17 126V125H16ZM73 126V125H72ZM94 126V128H95ZM114 126V124H113ZM124 126V125H123ZM122 125L120 126L121 128L123 127ZM127 126V125H126ZM140 126V125H138ZM137 126V127H138ZM150 126V124H149ZM153 126V125H152ZM161 126V125H159ZM169 126V125H168ZM172 126V125H171ZM224 126V127H225ZM233 126V127H234ZM260 126V124H259ZM6 127V128H7ZM11 127V125H10ZM13 127V126H12ZM19 127V126H17ZM16 127V128H17ZM45 127V126H44ZM41 127V128H44ZM47 127V126H46ZM50 127V126H49ZM53 127V126H52ZM57 127V126H56ZM101 127V126H100ZM112 127V126H111ZM115 127V126H114ZM125 127V126H124ZM129 127V126H128ZM148 127V126H147ZM191 127V126H190ZM246 127V126H245ZM261 127V126H260ZM256 130L254 128H247L248 131L253 134V136H260L264 139V130L260 129ZM1 128V126H0ZM15 128V127H14ZM27 128V127H26ZM31 128V127H30ZM58 128V127H57ZM67 128V127H65ZM63 127V129H65ZM102 128V127H101ZM104 128V126H103ZM150 128V127H149ZM168 128V127H167ZM188 128V127H187ZM213 128V127H212ZM257 128V126L255 127ZM2 129V128H1ZM0 129V131H1ZM13 129V128H12ZM25 129V128H24ZM36 129V130H37ZM54 129V128H53ZM56 129V128H55ZM54 129V130H55ZM61 129V127H60ZM62 129V130H63ZM68 129V128H67ZM74 129V128H73ZM77 129V128H76ZM80 129V128H79ZM107 129V128H105ZM109 129V128H108ZM120 128H118L119 130ZM139 129V128H138ZM137 129V131H138ZM152 129V128H151ZM170 129V128H169ZM172 129V128H171ZM176 129V128H175ZM191 129V128H190ZM195 129V128H194ZM245 129V128H244ZM8 130V129H7ZM6 130V132H7ZM11 130V129H9ZM18 130V129H17ZM21 130V128H20ZM35 130V131H36ZM41 130V129H40ZM43 130V129H42ZM46 130V129H45ZM48 130V129H47ZM59 130V129H58ZM97 130V129H96ZM95 130V131H96ZM99 130V127H98ZM101 130V129H100ZM99 130V131H100ZM104 130V129H103ZM102 130V131H103ZM117 130V129H116ZM127 130V129H126ZM184 130V129H183ZM181 130V131H183ZM223 130V129H221ZM14 131V130H12ZM26 131V130H25ZM34 131V130H33ZM64 131H68V130H64ZM63 131V132H64ZM71 131V130H69ZM79 131V130H78ZM81 131V130H80ZM90 131V130H89ZM94 131V130H93ZM92 131V132H93ZM109 130H107L108 132ZM111 131V130H110ZM114 129H112L111 132H113ZM151 131V130H150ZM153 131V130H152ZM171 131V130H170ZM173 131V130H172ZM186 131V130H185ZM204 131V129H203ZM213 131V129H212ZM227 131V130H226ZM232 134L236 135V133L233 132V128L231 126L230 130H229ZM5 132V131H4ZM10 132V131H9ZM24 132V131H23ZM28 132V131H27ZM40 132H33L34 135L36 137L39 136H44V134ZM51 132V131H49ZM62 131H55L54 134H52L50 136V138H56V137H61L64 138L66 137L65 134ZM74 132V131H73ZM86 132V131H85ZM119 132V131H118ZM128 132V131H127ZM146 132V131H145ZM144 132V134H145ZM149 132V131H148ZM214 132V131H213ZM218 132V131H217ZM20 133V132H19ZM26 133V132H25ZM80 133V132H79ZM77 133V134H79ZM84 134V132H82ZM81 133V134H82ZM88 133V132H86ZM103 133V132H102ZM106 133V132H104ZM110 133V132H108ZM124 133V132H123ZM126 133V132H125ZM165 133V132H164ZM173 133V132H172ZM198 134H200L199 132H197ZM227 132H221L220 136H226ZM238 133V132H237ZM4 133L2 132V135ZM7 134V133H6ZM12 134V133H11ZM18 134V132H17ZM24 134V133H23ZM31 134V133H30ZM67 134V133H66ZM76 134V133H75ZM74 134V135H75ZM93 134V133H92ZM95 134H97V131L95 132ZM114 134V133H113ZM116 134V133H115ZM138 134V133H136ZM217 134V133H216ZM239 134V133H238ZM243 135V133H241ZM27 135V134H26ZM69 135V134H68ZM90 135V134H88ZM87 135V136H88ZM94 135V134H93ZM92 135V136H93ZM100 135V134H99ZM105 135V134H103ZM120 135V134H119ZM122 135V134H121ZM127 135V134H126ZM249 135V134H248ZM247 135V136H248ZM13 136V135H12ZM31 136V135H30ZM47 136V135H46ZM72 136V135H71ZM77 136V135H76ZM106 136V135H105ZM123 136V135H122ZM128 136V135H127ZM136 136V135H135ZM177 136L176 135H172V134H168V135H162L160 137L162 138H174ZM193 136V134H192ZM206 136V135H205ZM216 136V135H215ZM218 136V134H217ZM232 136V135H231ZM237 136V135H236ZM244 136V135H243ZM250 136V135H249ZM10 137V136H9ZM21 137V136H20ZM29 137V136H28ZM27 137V138H28ZM49 137V136H48ZM79 137V136H78ZM82 137V136H81ZM103 137V136H102ZM119 137V136H118ZM199 137V136H198ZM246 137V136H245ZM6 138V137H5ZM8 138V137H7ZM13 138V137H12ZM25 138V137H22ZM31 138V137H30ZM69 138V137H68ZM80 138V137H79ZM87 138V137H85ZM84 138V140H85ZM91 138L92 139H95ZM105 138V137H104ZM109 138V136H108ZM113 138V137H111ZM134 138V137H133ZM190 138V137H189ZM197 138V137H196ZM235 138V137H234ZM255 138V137H254ZM259 138V137H258ZM11 139V138H10ZM15 139V138H14ZM18 139V138H17ZM74 139V138H73ZM83 139V138H82ZM136 139V138H134ZM139 139V138H138ZM179 139V138H178ZM181 139V137H180ZM194 139V138H193ZM41 140V139H40ZM61 140V139H60ZM83 140V141H84ZM115 140V139H114ZM240 140V138H239ZM257 140V138H256ZM261 140V139H260ZM13 141V140H12ZM24 141V140H23ZM29 141V140H28ZM33 141V140H32ZM42 141V140H41ZM48 141V140H47ZM59 141V140H58ZM69 141V140H68ZM66 140V142H68ZM80 141V140H79ZM94 141V140H93ZM96 141V140H95ZM99 141V140H98ZM122 142V140H120ZM155 141V140H154ZM175 141V138L173 140V142ZM220 141V140H219ZM226 141V140H225ZM231 141V140H230ZM262 141V140H261ZM264 141V140H263ZM5 142V141H4ZM3 142V143H4ZM30 142V141H29ZM37 142V141H36ZM50 142V141H49ZM65 142V143H66ZM75 142V141H74ZM77 142V141H76ZM81 142V141H80ZM88 142V141H87ZM86 142V143H87ZM100 142V141H99ZM107 142V141H106ZM105 142V143H106ZM138 142V141H137ZM172 142V143H173ZM228 142V140H227ZM234 142V141H233ZM236 142V141H235ZM256 142V141H255ZM11 143V142H10ZM13 143V142H12ZM20 143V142H19ZM39 143V142H38ZM37 143V144H38ZM64 143V145H65ZM69 143V142H68ZM120 143V142H119ZM133 143V142H132ZM149 143V141H148ZM147 143V144H148ZM171 143V142H170ZM184 144V142H182ZM181 143V145H183ZM190 143V141H189ZM194 143V142H193ZM240 143V142H239ZM238 143V144H239ZM251 144H253L252 142H250ZM16 144V143H15ZM30 144V143H29ZM33 144V143H32ZM31 144V145H32ZM40 144V143H39ZM43 144V142H42ZM55 145V143H53ZM58 144V143H56ZM63 144V142H62ZM67 144V143H66ZM93 144V143H92ZM113 144V143H112ZM127 144V143H123ZM140 144V142H139ZM138 144V145H139ZM159 144V143H158ZM167 144V143H166ZM187 144V143H186ZM226 145V143H224ZM229 144V143H228ZM236 144V143H235ZM242 143H240L241 145ZM246 143H244L245 145ZM257 144V143H256ZM255 144V146H256ZM261 144V142L259 143ZM258 144V145H259ZM20 145V144H19ZM23 145V144H22ZM45 145V144H43ZM59 145V144H58ZM57 145V146H58ZM63 145V146H64ZM77 145V144H76ZM82 145V144H79ZM78 145V146H79ZM100 145H102L100 143ZM99 145V146H100ZM107 145V143H106ZM121 145V144H120ZM151 145V144H150ZM171 145V144H170ZM178 145V144H177ZM180 145V146H181ZM185 145V144H184ZM189 145V144H187ZM204 145V144H203ZM202 145V146H203ZM263 145V144H262ZM6 146V145H5ZM13 147V145H11ZM10 146V147H11ZM15 146V145H14ZM18 146V145H17ZM52 146V145H50ZM61 146V144H60ZM60 146L58 148H60ZM67 146V145H66ZM73 145H71L72 147ZM75 146V145H74ZM95 146V144H94ZM98 146V147H99ZM111 146V145H110ZM119 146V145H117ZM160 146V145H159ZM210 146V145H209ZM224 146V145H223ZM254 146V147H255ZM7 147H9V145L7 144ZM30 147V146H29ZM28 147V148H29ZM38 147L37 145L35 146V148ZM41 147V146H40ZM91 147V146H90ZM88 147V148H90ZM97 147V148H98ZM101 147V146H100ZM105 147V146H103ZM116 147V144H115ZM153 147V146H152ZM170 147V146H169ZM174 147V146H173ZM172 147V148H173ZM218 147V146H217ZM233 147V146H232ZM238 147V146H237ZM236 147V148H237ZM241 147V146H240ZM248 146H246L247 148ZM252 147V145H251ZM253 147V148H254ZM257 147V146H256ZM255 147V148H256ZM0 148H3L0 146ZM15 147H13L14 149ZM21 148V147H20ZM34 148V147H33ZM42 148V147H41ZM49 148V146H48ZM51 148V147H50ZM63 148V147H62ZM75 148V147H74ZM87 148V147H86ZM118 148V147H117ZM136 148V147H135ZM143 148V147H142ZM148 148V147H147ZM176 148V147H175ZM182 148V147H181ZM180 148V150H181ZM186 147H184L185 149ZM202 148V147H201ZM220 148V147H219ZM234 148V147H233ZM251 148V149H253ZM259 148V147H258ZM258 148L256 150H258ZM9 149V148H8ZM12 149V148H11ZM37 149V148H36ZM67 147L64 148V150L66 151ZM103 149V148H102ZM107 149V148H106ZM114 149V148H113ZM153 149V148H152ZM157 149V148H156ZM170 149V148H169ZM174 149V148H173ZM243 149V148H242ZM241 149V150H242ZM250 149V147H249ZM7 150V149H6ZM10 150V149H9ZM16 150V149H15ZM38 150V149H37ZM36 150V151H37ZM92 150V149H90ZM83 151V152H77L74 153L75 154V159L76 161L74 162V164H70V169L67 170V163H59L57 164L58 167L55 165V167H53L54 165L49 161L47 163V165L44 167L46 169L44 170H50L51 173L48 176H52V178H46L45 183L44 182H40L41 186L44 185L45 188L42 189L41 191L36 193V196L30 194V196L26 199L25 204H23V208L28 212V211H32V212H36V213H45L46 211L50 210V208H56V207H61V208H67V207H72L73 205H76L78 203H84L86 204L87 202L90 201H96L97 203L99 202L98 199H106L109 197H111L112 199H115L117 201H124V200H133L135 206L131 207L130 204H126V206L124 208H116L114 210V213L110 214L111 212L106 211L105 210H100L99 206L98 209H93V207H88V209H83L80 210L79 208H77V210H75L73 212V215L76 216V218L80 217V221L85 219V216H92V217H99L97 218L98 222H101V225H95V219L90 218V220H86L88 221L86 224H82L79 226L78 229V236L82 237V239L80 238H76L74 237V240H72V242H78L82 240V242L84 243H100V242H104L110 239H113L114 237H119V238H124L126 236H129L132 233L133 230H138L140 227H142L143 225L140 224L139 225H135V226H130V225H124L125 222H123L120 225V227H112L114 226V224H116L120 218H122L123 216H119L120 213H123L122 215H127V212L132 209L135 210V208H143L145 207L146 204L150 203V201H152L155 197H153V194L155 195V191H158V184L153 182L155 180H151L154 176L152 175V173L150 175H152L153 177L149 179V176H147V179H144V181H142V179L139 177V175H134L133 173H131L130 175V180L125 183L121 181L119 178V176L126 174V173H130L131 169H135L139 173H144L147 172L149 169V164H140V163H126L123 162L122 160H120V158L123 156V154L121 155V157H119L117 155L111 154V152H105L104 154H106L105 156H100L99 154L95 153L97 150L93 149L92 151ZM94 150H96L95 152H93ZM115 150V149H114ZM144 150V149H143ZM165 150V149H164ZM176 150V149H175ZM191 150V149H190ZM189 150V151H190ZM236 150V149H235ZM248 150V148H247ZM255 150V149H253ZM45 151V150H44ZM48 151V150H47ZM46 151V152H47ZM58 151V150H57ZM62 151V150H61ZM72 151V150H69ZM103 150H101L102 152ZM109 151V150H107ZM147 151V149H146ZM150 151V150H149ZM148 151V152H149ZM194 151V150H193ZM239 151V150H238ZM237 151V152H238ZM243 151V150H242ZM264 150H261V152H263ZM13 152V151H12ZM18 152V149L17 151ZM21 152V151H20ZM30 152V150H29ZM35 152V150L33 151ZM53 152V151H52ZM51 152V153H52ZM55 152V149H54ZM75 152V151H73ZM72 152V153H73ZM100 152V151H99ZM158 153V151H156ZM175 152V151H174ZM173 152V153H174ZM187 152V151H185ZM236 152V153H237ZM241 152V151H240ZM239 152V153H240ZM250 152V150H249ZM24 153V152H23ZM27 153V152H26ZM31 153V152H30ZM39 153V152H37ZM42 153V151H41ZM48 153V152H47ZM57 152H55L56 154ZM60 153V152H59ZM71 153V152H70ZM113 153V152H112ZM141 153V152H140ZM143 153V152H142ZM151 153V152H150ZM161 153V152H159ZM166 153V152H165ZM171 153V152H170ZM169 153V154H170ZM177 153V152H176ZM244 153V152H243ZM247 153V152H246ZM6 154V153H5ZM9 154V153H7ZM6 154V155H7ZM17 154V153H16ZM58 154V153H57ZM131 154V153H130ZM152 154H154L152 152ZM180 154V153H179ZM242 154V152L240 153V155ZM2 155V154H1ZM19 155V154H18ZM17 155V156H18ZM23 155V154H21ZM25 155V154H24ZM23 155V156H24ZM27 155V154H26ZM30 155V154H28ZM43 155V153L41 154ZM54 154H52L53 156ZM63 155V154H62ZM65 155V154H64ZM63 155V156H64ZM158 155V154H157ZM171 155V154H170ZM175 155V154H174ZM233 155V154H232ZM256 155V154H255ZM16 156V155H15ZM14 156V157H15ZM36 156V155H35ZM51 156V154H50ZM51 156V157H52ZM67 156V155H65ZM131 156V155H130ZM149 156V155H148ZM152 156V155H151ZM163 156V155H162ZM169 156V155H168ZM183 156V155H181ZM228 156V155H227ZM236 156V155H235ZM22 157V156H21ZM26 157V156H24ZM39 157V156H38ZM43 157V156H42ZM48 157V156H46ZM58 156H55L53 158H57ZM70 157H72L70 155ZM126 157V156H125ZM178 157V156H177ZM184 157V156H183ZM31 158V155H30ZM29 158V159H30ZM52 158V159H53ZM65 158V157H64ZM123 158V157H122ZM132 158V157H131ZM161 158V157H160ZM167 158V157H166ZM170 158V157H168ZM173 158V157H171ZM244 158V157H243ZM248 158V156L246 157ZM26 159H28V157H26ZM32 159V158H31ZM35 159V158H34ZM45 159V158H44ZM50 159V158H49ZM70 159V158H69ZM137 159V158H136ZM149 159V158H148ZM159 159V158H158ZM162 159V158H161ZM165 159V158H164ZM236 159V158H235ZM264 159V158H263ZM25 160V158H24ZM55 160V159H53ZM62 160V158H61ZM135 160V159H134ZM151 160V159H150ZM160 160V159H159ZM223 160V159H222ZM259 160V159H258ZM1 161V160H0ZM31 161V160H30ZM41 161V160H40ZM44 161V160H43ZM46 161V160H45ZM59 161V160H58ZM128 161V160H126ZM141 161V160H140ZM146 161V160H145ZM157 161V160H156ZM166 161V160H164ZM246 161V160H245ZM251 161V159L249 160V162ZM57 162V161H56ZM139 162V161H138ZM13 163V162H12ZM54 163V162H53ZM195 163V162H194ZM216 163V161H215ZM224 163V162H223ZM248 163V162H247ZM262 163V162H261ZM2 164V163H1ZM22 164V162H21ZM230 164V163H229ZM4 166H6L4 168V166H0V181L3 182L4 184H6L7 190H3L2 192L0 191V203L4 204L7 206L9 205V208L11 205L15 204V203H19L18 198L15 197V195L12 194V192H16L15 190H19L17 187V189L12 186H17L20 185L22 187L27 185H30L32 183V181H34V178H30L28 177L27 174L22 173L19 169H15V167L13 166H7V164H3ZM11 165V164H10ZM17 164L14 163V166H16ZM23 165V164H22ZM21 165V167H22ZM26 165V163H25ZM24 165V166H25ZM205 165V164H203ZM231 165V164H230ZM31 166V164H30ZM43 166V165H42ZM72 166V167H71ZM74 166V167H73ZM158 166V165H157ZM160 166V165H159ZM229 166V165H228ZM236 166V165H235ZM246 166V165H245ZM3 167V168H2ZM8 167H12L9 169H6ZM20 167V166H18ZM26 167V166H25ZM29 167V166H28ZM34 167V166H33ZM32 167V168H33ZM68 167V168H69ZM164 167V166H163ZM166 167V166H165ZM164 167V168H165ZM204 167V166H203ZM207 167V166H206ZM205 167V168H206ZM212 167V166H211ZM223 167V166H222ZM241 167V164H240ZM254 167V166H253ZM2 168V169H1ZM17 168V166H16ZM40 168V167H39ZM161 168V167H159ZM168 168V167H167ZM181 168V167H179ZM183 168V167H182ZM210 168V166H209ZM208 168V169H209ZM216 168V167H215ZM225 168V167H224ZM229 168V167H226ZM23 169V168H22ZM31 169V168H30ZM29 169V170H30ZM34 169V168H33ZM32 169V170H33ZM131 171H130V170ZM234 169V168H233ZM232 169V170H233ZM243 169V168H241ZM254 169V168H253ZM43 170V171H44ZM155 170V169H152ZM166 170V169H165ZM205 170V169H204ZM221 170V168H220ZM37 171V170H36ZM39 171V170H38ZM156 171V170H155ZM158 171V170H157ZM167 171V170H166ZM187 171V170H186ZM207 171V170H205ZM213 171V170H212ZM34 172V171H33ZM134 172V171H133ZM188 172V171H187ZM217 172V171H216ZM27 173V172H26ZM46 173V171H45ZM157 173V172H156ZM163 173V172H162ZM194 173V172H193ZM222 173V172H221ZM241 173V172H240ZM31 174V173H29ZM33 174V173H32ZM35 174V173H34ZM37 174V173H36ZM41 174H43L41 172ZM48 174V173H47ZM127 174V175H128ZM148 174V172L146 173V175ZM181 174V173H180ZM179 174V175H180ZM191 174V173H190ZM212 174V173H211ZM125 175V176H127ZM155 175V174H154ZM157 175V174H156ZM155 175V176H156ZM178 175V176H179ZM189 174H187L188 176ZM193 175V174H192ZM203 175V174H202ZM249 175V174H248ZM124 176V177H125ZM160 176V175H159ZM190 176V175H189ZM210 176V175H209ZM208 176V177H209ZM40 177V175H39ZM42 177V176H41ZM44 177L45 176L44 174ZM43 177V178H44ZM118 177V178H117ZM128 177V176H127ZM126 177V178H127ZM143 177V176H142ZM157 177V176H156ZM186 177V176H185ZM200 176H198L199 178ZM202 177V176H201ZM207 177V176H206ZM36 178V177H35ZM42 178V179H43ZM111 178V179H110ZM121 178V177H120ZM196 178V176H195ZM156 179V178H155ZM174 179V178H173ZM190 179V178H189ZM203 179V177H202ZM210 179V178H209ZM40 181V180H39ZM44 181V179H43ZM167 181V180H166ZM171 181V180H170ZM198 181V179H197ZM206 181V180H205ZM204 181V183H205ZM209 181V180H208ZM159 182V181H158ZM168 182V181H167ZM176 182V180L174 181ZM186 182V181H185ZM190 182V181H187ZM203 182V180H202ZM193 183V182H192ZM33 184V183H32ZM39 184V182H38ZM37 184V185H38ZM176 184V183H175ZM178 184V183H177ZM182 184H184L182 182ZM196 184V183H195ZM210 184V183H209ZM208 184V185H209ZM2 186V184H0ZM160 185V184H159ZM173 185V184H172ZM188 185V183H187ZM185 185V186H187ZM194 185V184H193ZM201 185V184H200ZM202 185H204L202 183ZM206 185V184H205ZM230 185V184H229ZM5 186V185H4ZM31 186V185H30ZM163 186V184H162ZM167 186V185H165ZM170 186V185H169ZM178 186V185H177ZM182 186V185H180ZM184 186V185H183ZM182 186V187H183ZM198 186V184H197ZM215 186V185H213ZM6 187V186H5ZM4 187V188H5ZM21 187V188H22ZM29 187V186H28ZM33 187V186H32ZM38 187V186H37ZM43 187V186H42ZM67 187V188H66ZM164 187V186H163ZM172 187V186H171ZM170 187V188H171ZM190 187V186H188ZM186 187V188H188ZM193 187V186H192ZM203 187V186H202ZM220 187V186H219ZM3 188V187H2ZM51 188V189H48ZM166 187H164L165 189ZM185 188V187H184ZM206 188V187H204ZM212 188V187H211ZM1 189V188H0ZM23 189V188H22ZM21 189V193L24 194L25 193ZM25 189V187H24ZM32 189L34 188H31ZM40 189V188H38ZM48 189V190H46ZM161 189V188H159ZM167 189V188H166ZM178 189V188H176ZM191 189V188H190ZM207 189V188H206ZM214 189V187H213ZM244 189V187H243ZM29 190V189H28ZM27 190V191H28ZM50 190V191H49ZM163 190V188H162ZM172 190V189H171ZM179 190H181L179 188ZM184 190V189H183ZM194 190V189H193ZM211 191V189H210ZM231 191V190H230ZM242 191V190H241ZM33 192V191H32ZM31 192V193H32ZM155 192V193H154ZM168 192V191H167ZM247 192V191H246ZM20 193V194H21ZM34 193V192H33ZM160 193V192H159ZM172 193V192H170ZM184 193V192H183ZM18 194V193H17ZM169 194V193H168ZM179 194V193H177ZM205 194V196L207 195L205 192L203 193ZM212 194V193H211ZM220 194V193H219ZM226 194V193H225ZM229 194V193H228ZM227 194V195H228ZM27 195V194H26ZM32 195V196H31ZM188 195V194H187ZM222 195V193H221ZM220 195V196H221ZM235 195V194H234ZM249 195V194H248ZM70 196H72V198H77V200H68V198H71ZM156 196V195H155ZM160 196V195H159ZM169 196V195H168ZM191 196V195H190ZM189 196V197H190ZM195 196V195H194ZM219 196V198H220ZM251 196V195H250ZM23 197V196H22ZM161 197V196H160ZM184 197V196H183ZM201 197V196H199ZM209 197V196H208ZM207 197V198H208ZM81 200H79V199ZM117 198V199H116ZM133 198V199H132ZM147 198V199H144ZM157 198V197H156ZM185 198V197H184ZM183 198V199H184ZM192 198V197H191ZM213 198V197H212ZM223 198V197H222ZM226 198V197H225ZM228 198V197H227ZM233 198V197H230ZM141 199H144L145 201H140ZM164 199V198H162ZM224 199V198H223ZM79 200V202H78ZM190 200V199H189ZM217 200V199H216ZM234 200V199H233ZM249 200V199H248ZM247 200V202H248ZM258 200V199H257ZM126 201V202H128ZM208 201V199H207ZM210 201V200H209ZM208 201V202H209ZM221 201V200H220ZM252 201V200H251ZM107 203L109 201H106ZM157 202V201H156ZM179 202V201H178ZM190 202V201H189ZM198 202V201H197ZM212 202V201H211ZM226 202V201H225ZM244 202V201H243ZM263 202V201H262ZM96 203V204H97ZM101 203V202H100ZM112 203H114L112 201ZM123 203V202H122ZM160 203V202H159ZM192 203V202H191ZM199 203V202H198ZM197 203V204H198ZM221 203V202H220ZM249 203V202H248ZM252 203V202H251ZM22 204V203H21ZM106 204V203H105ZM115 204V203H114ZM121 204V203H120ZM162 204V203H161ZM166 204V202L164 203ZM170 204V202H169ZM174 204V203H173ZM202 204V203H201ZM219 204V203H218ZM217 204V205H218ZM225 204V203H224ZM223 204V206H224ZM263 204V203H262ZM81 205V204H79ZM93 205V204H92ZM107 205V204H106ZM105 205V206H106ZM117 205V204H116ZM155 205V204H153ZM151 205L150 207L152 208ZM172 205V204H171ZM193 205V204H192ZM212 205V204H211ZM96 206V205H95ZM94 206V207H95ZM104 206V205H102ZM112 206V205H111ZM110 206V208H111ZM114 206V205H113ZM162 206V205H161ZM166 206V205H165ZM170 206V205H169ZM214 206V205H213ZM258 206V205H257ZM5 207V206H4ZM12 207V206H11ZM19 207V206H18ZM97 207V206H96ZM178 207V206H177ZM208 207V206H207ZM227 207V205H226ZM82 208V207H81ZM85 208V206H84ZM102 208V207H101ZM109 208V209H110ZM149 208V206H148ZM150 208V209H151ZM154 208V207H153ZM191 208V207H190ZM206 208V207H205ZM215 208V207H214ZM230 208V207H229ZM263 208V207H262ZM22 209V208H21ZM113 209V208H111ZM145 211V208H143ZM166 209V208H165ZM182 209V208H181ZM186 209V208H185ZM217 209V208H216ZM221 209V207H220ZM246 209V208H244ZM7 210H9L7 208ZM6 210V211H7ZM58 210V209H56ZM80 210V211H79ZM155 210V209H153ZM162 210V209H161ZM171 210V209H170ZM189 211V209H186ZM185 210V211H186ZM218 210V209H217ZM233 210V209H231ZM11 211V210H10ZM9 211V212H10ZM62 211V210H61ZM73 211V210H72ZM136 211V210H135ZM151 211V210H150ZM236 211V210H235ZM239 211V210H238ZM8 212V211H7ZM7 212H1L0 211V216L1 215H7ZM12 212V211H11ZM22 212V211H21ZM51 211H49L50 214ZM60 212V211H59ZM71 209H65L64 213H70ZM128 212V213H129ZM137 212V211H136ZM140 212V211H138ZM167 212V211H166ZM203 212V211H202ZM205 212V211H204ZM214 212V211H213ZM231 212V211H230ZM234 212V211H233ZM253 212V211H250ZM19 213V211H18ZM135 213V212H132ZM145 213V212H144ZM175 213V212H174ZM177 213V212H176ZM196 213V210H195ZM220 213V212H219ZM227 213V212H226ZM235 213V212H234ZM237 213V212H236ZM10 214V213H8ZM62 214V213H61ZM118 214V216H116ZM138 214V213H137ZM180 214V213H179ZM203 213H201L202 215ZM207 214V213H206ZM210 214V213H209ZM209 214L208 217L210 216ZM5 215V216H6ZM28 215V214H27ZM71 215V214H70ZM113 215V216H111ZM121 215V214H120ZM168 215V214H167ZM173 215V214H172ZM170 215V216H172ZM184 215V214H183ZM234 215V214H233ZM240 215V214H239ZM237 215V216H239ZM10 216V215H9ZM64 216V215H63ZM68 216V215H67ZM107 217V219H104V217ZM129 216V215H128ZM143 216V215H142ZM192 216V215H191ZM195 216V215H194ZM219 216V215H218ZM228 215H225V217ZM232 216V215H231ZM229 214V217H231ZM73 217V216H72ZM127 217V216H126ZM141 217V216H140ZM154 217V216H151ZM165 217V216H164ZM163 217V219H164ZM181 217V216H179ZM202 217V216H201ZM213 217V216H211ZM235 217V216H234ZM240 217V216H239ZM13 218V217H11ZM54 218V217H53ZM75 218V217H74ZM156 218V217H155ZM173 218V217H171ZM183 218V217H181ZM206 218V217H205ZM228 218V217H227ZM55 219V218H54ZM53 219V220H54ZM70 219V218H69ZM158 219V218H156ZM162 219V218H161ZM197 219V218H196ZM224 219V218H223ZM222 219V220H223ZM232 219V218H231ZM244 219V218H243ZM6 220V219H5ZM30 220V219H29ZM28 220V221H29ZM76 220V219H75ZM227 220V219H225ZM223 220V221H225ZM4 221V220H3ZM13 221V220H12ZM18 221V220H17ZM25 221V222H28ZM36 221V220H35ZM50 221V220H49ZM55 221V220H54ZM72 221V220H71ZM81 221V222H82ZM117 221V222H116ZM134 221V220H133ZM145 221V219H144ZM188 221V220H187ZM196 221V220H195ZM208 221V220H207ZM211 221H213L211 219ZM238 221V220H237ZM7 222V221H6ZM5 222V224H6ZM9 222V221H8ZM7 222V223H8ZM15 222V221H14ZM13 222V223H14ZM23 221V223H25ZM31 222V221H30ZM34 222V221H33ZM48 222V221H47ZM57 222V221H56ZM77 222V221H76ZM85 222V220H84ZM106 222L109 224L110 228H105V226H103L102 224ZM150 222V221H149ZM152 222V221H151ZM158 222V221H156ZM173 222V220H172ZM181 222V220H180ZM186 223V221H184ZM205 222V221H204ZM233 222V221H232ZM240 222V221H239ZM238 222V223H239ZM12 223V224H13ZM17 223V222H16ZM50 223V222H48ZM58 223V222H57ZM70 223V222H69ZM74 223V220H73ZM128 223V222H127ZM138 223V222H137ZM142 223V222H141ZM146 223V221L144 222ZM164 223V222H163ZM162 223V224H163ZM184 223V224H185ZM200 223V222H199ZM237 223V222H236ZM258 223V222H257ZM29 224V223H28ZM56 224V223H55ZM78 224V223H77ZM98 224V223H97ZM126 224V223H125ZM156 224V223H155ZM158 224V223H157ZM160 224V223H159ZM180 224V223H179ZM203 224V223H202ZM206 224V223H205ZM227 224V223H225ZM254 224V223H253ZM133 225V224H132ZM151 225V224H150ZM178 225V224H177ZM187 225V224H186ZM199 225V224H198ZM212 225V223H211ZM233 225V224H232ZM239 225V224H238ZM241 225V224H240ZM256 225V223H255ZM25 226V225H24ZM29 226V225H28ZM41 226V225H40ZM145 226V225H144ZM148 226V225H147ZM155 226V225H154ZM229 226V224H228ZM2 227V225H1ZM6 227V225H5ZM12 229L14 228V232H16L15 236L18 235L19 233H21L22 235H26L28 234V231L23 229L24 227L22 225H13L11 226ZM23 227V228H22ZM74 227V226H73ZM77 227V226H76ZM194 227V226H193ZM199 227V226H198ZM226 227V226H225ZM8 228V227H7ZM29 228V227H28ZM34 228V227H33ZM52 228V227H51ZM58 228V227H57ZM60 228V227H59ZM65 228V227H64ZM145 228V227H144ZM153 228V227H152ZM156 228V226H155ZM211 228V227H210ZM3 229V228H2ZM5 229V228H4ZM23 229V230H22ZM72 229V227L70 228ZM149 229V228H148ZM189 229V227H188ZM202 229V228H201ZM209 229V228H208ZM1 230V229H0ZM9 230V229H7ZM6 230V231H7ZM11 230V229H10ZM29 230V229H28ZM74 230V228L72 229ZM12 231V230H11ZM30 231V230H29ZM51 231V230H50ZM63 231V230H62ZM61 231V232H62ZM69 231V230H68ZM71 231V230H70ZM69 231V232H70ZM147 231V230H146ZM158 231V230H157ZM236 231V230H235ZM255 231V230H254ZM2 232V231H1ZM32 232V231H31ZM53 232V231H52ZM66 232V231H65ZM64 232V233H65ZM139 232V231H138ZM148 232H150L148 230ZM246 232V231H245ZM253 232V231H252ZM26 233V234H25ZM49 233V232H48ZM73 233V232H72ZM143 233V232H141ZM234 233V232H233ZM44 234V233H43ZM50 234V233H49ZM54 234V233H53ZM62 234V233H61ZM207 234V233H205ZM231 234V233H230ZM239 234V233H238ZM253 234V233H252ZM9 235V234H8ZM12 236L14 234H11ZM29 235V234H28ZM138 235V234H137ZM237 235V233H236ZM37 236V235H36ZM52 236V235H51ZM57 236V235H56ZM59 236V235H58ZM57 236V237H58ZM69 236V235H68ZM67 236V237H68ZM71 236V235H70ZM73 236V235H72ZM75 236V235H74ZM76 235V237H78ZM142 236V235H141ZM246 236V235H245ZM249 236V235H248ZM2 237L5 239V235H2ZM18 237V236H17ZM27 237V236H26ZM42 237V236H41ZM47 237V236H46ZM61 237V236H60ZM59 237V238H60ZM130 237V236H129ZM240 237V236H239ZM252 237V236H251ZM12 238V237H11ZM19 238V237H18ZM17 238V239H18ZM25 238V236L23 237ZM34 238V237H33ZM56 237H54L55 239ZM57 238V239H59ZM65 238V236H64ZM140 238V237H139ZM1 239V238H0ZM10 239V238H8ZM29 239V238H28ZM38 239V238H37ZM69 239V238H68ZM67 239V240H68ZM125 239V238H124ZM130 239V238H129ZM13 240V239H12ZM51 240V239H50ZM66 240V239H64ZM121 240V239H120ZM10 241V240H9ZM16 241V240H15ZM18 241V240H17ZM60 241V240H59ZM20 242V241H19ZM50 242V241H48ZM61 242V241H60ZM82 242L80 244H82ZM26 243V242H25ZM46 243V242H44ZM53 242H51L50 244H52ZM84 243V244H85ZM93 243V244H94ZM117 243V242H116ZM29 244V243H28ZM42 244V243H41ZM76 244V243H75ZM77 244V245H80ZM19 245V244H18ZM31 245V244H30ZM40 245V244H39ZM38 245V246H39ZM47 245V244H46ZM55 245V244H53ZM92 245V244H91ZM103 245V244H102ZM118 245V244H117ZM61 246V245H60ZM58 246V247H60ZM72 246V245H71ZM75 246V245H74ZM83 246V245H82ZM81 246V247H82ZM86 246V245H84ZM83 246V247H84ZM183 246V245H182ZM31 247V246H30ZM41 247V246H40ZM49 247V245H48ZM53 247V246H52ZM62 247V246H61ZM67 247V246H66ZM68 247H70L68 245ZM80 247V246H79ZM114 247V246H113ZM185 247V246H183ZM39 248V247H38ZM51 248V247H49ZM56 248V247H55ZM63 248V247H62ZM91 248V247H90ZM106 248V247H105ZM117 248V247H115ZM20 249V248H19ZM53 249V248H52ZM61 249V248H60ZM67 249V248H66ZM227 249H231V248H227ZM31 250V249H30ZM36 250V249H35ZM34 251V250H33ZM51 251V250H50ZM27 252V251H26ZM32 252V251H31ZM125 252H122V254L118 253V256L121 257L123 256L122 260H121V264H135V260L137 259V254H134L133 256H130L129 254ZM229 251L227 250V253ZM231 252V250H230ZM28 253V252H27ZM34 253V252H33ZM226 253V254H227ZM211 252H209V250H204V252H200V250H196L193 249L189 256L187 257V263L186 264H214V259L213 257L210 255ZM230 254V253H229ZM231 255V254H230ZM229 255V256H230ZM117 256V255H116ZM117 256V257H118ZM227 256V255H226ZM227 256V257H229ZM117 259V258H116ZM226 261H229V259H227ZM117 262V261H116ZM224 264V263H223Z\"/></svg>","mask_w":264,"mask_h":264}]
</instances>
